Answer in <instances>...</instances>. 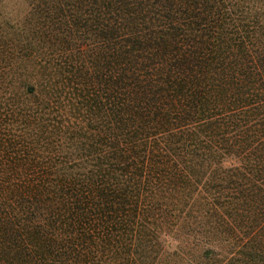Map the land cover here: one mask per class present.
Returning a JSON list of instances; mask_svg holds the SVG:
<instances>
[{"label": "trees", "instance_id": "1", "mask_svg": "<svg viewBox=\"0 0 264 264\" xmlns=\"http://www.w3.org/2000/svg\"><path fill=\"white\" fill-rule=\"evenodd\" d=\"M0 264H264V0H0Z\"/></svg>", "mask_w": 264, "mask_h": 264}, {"label": "rangeland", "instance_id": "2", "mask_svg": "<svg viewBox=\"0 0 264 264\" xmlns=\"http://www.w3.org/2000/svg\"><path fill=\"white\" fill-rule=\"evenodd\" d=\"M171 247H174V243L171 244ZM171 247H170V248H171Z\"/></svg>", "mask_w": 264, "mask_h": 264}]
</instances>
